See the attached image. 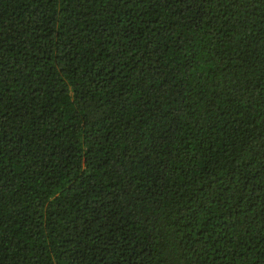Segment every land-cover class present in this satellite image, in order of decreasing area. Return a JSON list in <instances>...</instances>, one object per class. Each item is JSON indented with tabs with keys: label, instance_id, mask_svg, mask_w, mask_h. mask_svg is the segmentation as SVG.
Returning a JSON list of instances; mask_svg holds the SVG:
<instances>
[{
	"label": "trees",
	"instance_id": "obj_1",
	"mask_svg": "<svg viewBox=\"0 0 264 264\" xmlns=\"http://www.w3.org/2000/svg\"><path fill=\"white\" fill-rule=\"evenodd\" d=\"M0 264H264V0H0Z\"/></svg>",
	"mask_w": 264,
	"mask_h": 264
}]
</instances>
